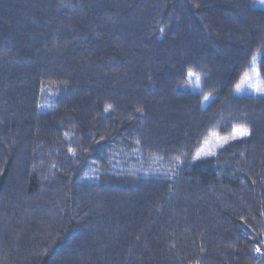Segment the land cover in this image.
Returning <instances> with one entry per match:
<instances>
[{
    "label": "trees",
    "instance_id": "obj_1",
    "mask_svg": "<svg viewBox=\"0 0 264 264\" xmlns=\"http://www.w3.org/2000/svg\"><path fill=\"white\" fill-rule=\"evenodd\" d=\"M253 61L264 0H0V264H264Z\"/></svg>",
    "mask_w": 264,
    "mask_h": 264
},
{
    "label": "snow or ice",
    "instance_id": "obj_2",
    "mask_svg": "<svg viewBox=\"0 0 264 264\" xmlns=\"http://www.w3.org/2000/svg\"><path fill=\"white\" fill-rule=\"evenodd\" d=\"M253 65H254V72H255V83L253 82V76L248 75L247 73H245L244 77L241 79L240 84L236 85V90L240 91L241 90V86L247 84L248 86L252 87L255 91H257L258 93L264 95V79L261 78L260 75V70L259 68L255 67V61H253ZM189 77H195L197 80L200 79L199 76H196L195 73L189 72L188 73ZM205 99H208V97H205ZM248 136L250 135V131L248 129L245 128H238L235 130V135L233 136V138H235V136ZM226 142V141H225ZM209 142L205 141V144L207 145ZM207 154V153H205ZM256 251H260L259 248L256 249Z\"/></svg>",
    "mask_w": 264,
    "mask_h": 264
},
{
    "label": "rangeland",
    "instance_id": "obj_3",
    "mask_svg": "<svg viewBox=\"0 0 264 264\" xmlns=\"http://www.w3.org/2000/svg\"><path fill=\"white\" fill-rule=\"evenodd\" d=\"M248 75L250 76H253V82L255 83V72H251L249 73ZM237 93L239 94H254V95H258V96H264L260 93H258L257 91H255L252 87L248 86L247 84L245 85H242L241 86V90L240 91H237ZM235 135V133H234ZM215 139H219L218 142H221V141H228L229 138H219V137H216V135L212 136L209 140H208V144H204L202 146V148L199 150V152L197 153V156H196V159L202 157L205 155V153H208L207 150L215 143Z\"/></svg>",
    "mask_w": 264,
    "mask_h": 264
}]
</instances>
